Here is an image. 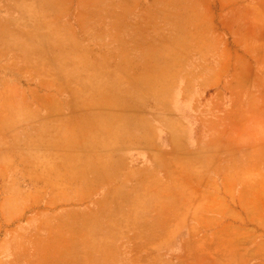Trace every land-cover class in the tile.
Masks as SVG:
<instances>
[{
	"label": "rangeland",
	"instance_id": "1",
	"mask_svg": "<svg viewBox=\"0 0 264 264\" xmlns=\"http://www.w3.org/2000/svg\"><path fill=\"white\" fill-rule=\"evenodd\" d=\"M84 1L0 0V264H32L28 261L35 253L34 241L50 233L46 225L35 229V220L43 219L54 228L61 215L68 213L75 222L77 216L70 208L74 202L82 208L128 206L147 212L110 216L126 225L116 226L111 231L116 236L105 239L95 229L98 216H90L83 230L82 254L115 255L116 261L83 264H230L226 261L235 249L244 256L239 264H264V0H232L228 5L212 0V32L196 39L164 38L159 44L151 38L131 39L135 50L156 52V46L164 50L163 75L156 79L142 73L140 87L129 86L136 78L133 72L131 78L123 72L50 70L52 65L45 66L50 48L118 46L107 35V22L113 17L155 14L146 12L155 9V5L149 7L152 0H86L90 3L81 7ZM80 10L99 25L95 38L79 39L71 22ZM62 21H68L69 27L61 28ZM53 91L61 99L46 98ZM135 94L140 96L139 102L136 97L125 102V95ZM84 95H112L117 101L84 100ZM136 105L148 108L158 130H200L192 150L179 151V167L173 168L181 170L176 188L172 187L169 163L149 183L146 198L103 202L47 198L48 187L41 194L27 192L28 170H41L50 178L54 168L49 164L51 152L38 155L31 150L29 155L13 147V138L21 130H35L41 123L50 129L52 117L79 115L88 117L87 122ZM166 157L170 161L171 154ZM225 164L228 166L223 167ZM224 171L239 175L238 182L225 178L229 198L222 192ZM172 188L178 193L173 195ZM162 210H175L182 216L173 220L172 215H162ZM99 217L109 222L108 216ZM226 219L238 224L232 227L230 235L236 240L230 249L224 236L211 234ZM140 222H146L147 229H139ZM227 229L230 233L231 227ZM55 240L53 246L44 248L46 260L53 253H63L58 237ZM75 253V247L67 248L68 255ZM12 259L15 263H10Z\"/></svg>",
	"mask_w": 264,
	"mask_h": 264
},
{
	"label": "crops",
	"instance_id": "2",
	"mask_svg": "<svg viewBox=\"0 0 264 264\" xmlns=\"http://www.w3.org/2000/svg\"><path fill=\"white\" fill-rule=\"evenodd\" d=\"M211 2L212 0H172L169 3V0H152L149 7L155 5V9L150 8L151 10L148 9L146 12L154 11V15L145 13L136 16L134 19L125 15L119 18L113 17L107 22L109 27L107 30L108 38L117 40L118 46L106 49L84 45L75 50L62 47L50 48L45 53L48 55L47 58L50 63H45V66L52 65L49 68L50 70L82 69L123 72L124 76H131L132 78L134 75L136 77L133 82L129 83V86L140 87L143 85L140 78L142 73L148 72L156 79L163 75L164 50L156 46V52H141L130 46V40L133 38H151L156 39L157 44H159V40L164 38L192 40L205 32L211 33L213 15ZM218 2L221 5H228L231 4L232 0H229L227 4H224V0H218ZM89 3L85 0L81 7H85ZM146 9H143V12ZM167 9L168 12H165ZM83 11L80 10V14L71 23L77 29L80 40L95 38L100 32L97 31L99 25L92 20L91 15L85 16L82 13ZM60 25L61 28L69 27L68 21H65V24L62 21ZM81 42V44H84L83 41ZM147 55L152 57L154 55V58L149 59ZM131 72H133V75ZM101 97L83 96L84 100L90 99L96 102L117 101L112 95ZM118 97L120 96L118 95ZM133 97H136L137 101L140 99L138 94L125 95V102H129ZM46 98L61 99L56 91L46 93ZM181 101L184 102V97ZM137 106L132 110L127 106L124 108V112H107L102 118L96 117V119L87 122H84V119L88 118L86 116L80 117L77 115L76 118L75 116L52 117L50 129L47 128V123L44 122L46 123L45 127L41 123L34 128L35 130H21L15 136L18 142L13 138V147L26 150L29 155H31V150L38 155L42 152L44 154L51 152L52 156L49 159V164L54 168L50 172V178L46 177L45 172L41 170L33 168L28 170V178L25 181L28 184L27 192L41 194L44 188L48 187L50 190H48L47 198L94 199L103 200V202L121 198L131 199L137 196L146 198L149 194V183L154 182L159 172L164 170L169 163L172 167V177H174L172 187L175 183H180L181 170L173 169L176 166L179 167V151L181 149L192 150L193 144L198 141L197 136L200 130H186L185 132L184 130H158V122L153 116L149 115L148 108L140 109ZM44 119L48 118L44 117ZM43 128H46V130ZM168 153L171 154L170 161L166 157ZM46 161L48 162V160ZM40 166L38 163L36 167ZM222 166L227 167L228 165ZM31 175H33V178ZM228 176L238 182L239 175L235 171L230 173H227V171L221 172L222 192L225 191L226 195L224 196L229 198L224 185L225 178ZM174 188H176L175 185ZM240 190L237 196L240 195ZM171 193L174 195V193H178V190L172 188ZM70 208L77 216L75 222L72 218L69 220L68 213L65 216L61 215L60 221L54 225V228L50 227L51 225L48 226V223L43 219L35 220V229L43 228L46 225L50 233L46 238H38L34 241L35 253L30 257L28 263L83 264L84 262H115V255L82 254L83 230H85L87 221H90V216H98L97 228L95 229L99 232L98 237L105 239L116 236L115 232H111L116 231V226L126 225L124 222H116L114 218L116 215H147V212L142 208L128 206L95 205L82 208L74 202L71 203ZM235 209L237 213V208ZM161 213L162 215L163 213L172 215L173 220H179L175 216H182L180 212L175 210L165 212L162 210ZM99 216H108V221L113 222L114 226L109 222L107 223L105 217ZM128 219L130 220V218ZM117 221L122 220L118 219ZM146 225V222H140L139 229H147ZM237 225L234 221L226 219L216 229L211 230V234L217 233L224 236L226 238L225 245L230 249L233 241L236 240V237L230 235L234 231L232 227ZM142 226H145V228ZM227 227H231L230 233H227ZM53 230L55 231L54 234L51 233ZM229 235L230 238H228ZM56 237L59 239V246L63 253H53L49 255V260H46L48 257L43 255L44 248L48 245L53 246V242L57 241L55 240ZM189 238L190 236L185 241ZM7 241L9 242L10 239L8 238ZM111 246L115 248V244H111ZM68 247H75L76 253L68 255ZM238 252L239 249L231 250L229 255L232 258L227 259L226 263L239 264L243 262L244 256ZM15 261V259H12L11 262H6L15 263ZM211 261L215 262L216 260L211 257Z\"/></svg>",
	"mask_w": 264,
	"mask_h": 264
},
{
	"label": "bare ground",
	"instance_id": "3",
	"mask_svg": "<svg viewBox=\"0 0 264 264\" xmlns=\"http://www.w3.org/2000/svg\"><path fill=\"white\" fill-rule=\"evenodd\" d=\"M113 139V138H112ZM69 140V139H68ZM82 140V139H81ZM48 165V164H47ZM175 174V173H174ZM259 182V181H258ZM176 184V183H175ZM245 188V187H244ZM231 189V188H230ZM248 191V190H247ZM245 192V191H244ZM249 194H251V193H249ZM262 195V194H261ZM248 196V195H247ZM250 196V195H249ZM204 198V197H203ZM207 199V198H206ZM245 199V198H244ZM250 202V201H249ZM205 205V204H204ZM247 205V204H246ZM250 205V204H249ZM246 207V206H245ZM259 207H260V205H259ZM162 208V207H161ZM165 210V209H164ZM169 210V209H168ZM253 210H255V209H253ZM257 211V210H256ZM165 212V211H164ZM254 216H255V214H254ZM253 216V217H254ZM256 216H257V214H256ZM176 218V217H175ZM208 218V217H207ZM172 219V218H171ZM197 219V218H196ZM168 224V223H167ZM164 226V225H163ZM221 242V241H220ZM189 244V243H188ZM236 245V244H235ZM202 247V246H201ZM204 247H202V249H203ZM202 249H201V251H202ZM192 250V249H191ZM207 250V249H206ZM198 251H199V249H198ZM223 251V250H222ZM193 252V251H192ZM200 252V251H199ZM202 253V252H201ZM204 255V254H203ZM204 257V256H203Z\"/></svg>",
	"mask_w": 264,
	"mask_h": 264
}]
</instances>
